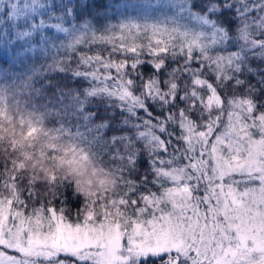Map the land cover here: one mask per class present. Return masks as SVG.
<instances>
[{
    "label": "snow or ice",
    "instance_id": "6c2138e0",
    "mask_svg": "<svg viewBox=\"0 0 264 264\" xmlns=\"http://www.w3.org/2000/svg\"><path fill=\"white\" fill-rule=\"evenodd\" d=\"M0 264H264V0H0Z\"/></svg>",
    "mask_w": 264,
    "mask_h": 264
},
{
    "label": "rangeland",
    "instance_id": "374dc122",
    "mask_svg": "<svg viewBox=\"0 0 264 264\" xmlns=\"http://www.w3.org/2000/svg\"><path fill=\"white\" fill-rule=\"evenodd\" d=\"M156 0H140V1H134V2H129V3H137V4H140V3H155ZM150 11V14H157L158 12L161 11V9H156L155 11H152V10H149ZM115 22V21H113ZM236 179H240V177H236ZM249 186H256V185H249ZM9 226H11V223L9 222Z\"/></svg>",
    "mask_w": 264,
    "mask_h": 264
},
{
    "label": "trees",
    "instance_id": "16d2710c",
    "mask_svg": "<svg viewBox=\"0 0 264 264\" xmlns=\"http://www.w3.org/2000/svg\"><path fill=\"white\" fill-rule=\"evenodd\" d=\"M134 1H140V0H128V2H134ZM105 2H107V0H105ZM17 70H19V69H17ZM70 86L78 87L79 85H70ZM94 103H96V102L94 101ZM237 177H239V176H237Z\"/></svg>",
    "mask_w": 264,
    "mask_h": 264
}]
</instances>
